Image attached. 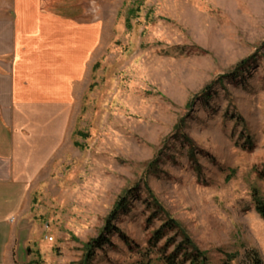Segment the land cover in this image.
<instances>
[{
  "label": "rangeland",
  "instance_id": "obj_1",
  "mask_svg": "<svg viewBox=\"0 0 264 264\" xmlns=\"http://www.w3.org/2000/svg\"><path fill=\"white\" fill-rule=\"evenodd\" d=\"M44 2L84 24L79 57L95 45L32 195L30 263L135 264L171 220L207 264H264V0Z\"/></svg>",
  "mask_w": 264,
  "mask_h": 264
},
{
  "label": "crops",
  "instance_id": "obj_2",
  "mask_svg": "<svg viewBox=\"0 0 264 264\" xmlns=\"http://www.w3.org/2000/svg\"><path fill=\"white\" fill-rule=\"evenodd\" d=\"M83 25L44 0H0V264L30 263L32 195L69 139L77 83L95 45L77 54Z\"/></svg>",
  "mask_w": 264,
  "mask_h": 264
},
{
  "label": "trees",
  "instance_id": "obj_3",
  "mask_svg": "<svg viewBox=\"0 0 264 264\" xmlns=\"http://www.w3.org/2000/svg\"><path fill=\"white\" fill-rule=\"evenodd\" d=\"M263 175H264V170H263ZM253 200L256 211L264 220V199L261 196H259L258 192H255L253 196ZM122 207H124V203ZM117 216L118 213L116 212L111 218L112 219L111 223H108L106 227V230H108V234H110L109 232L111 231V229H113L114 226L112 225V223L115 221ZM176 229L177 226L171 220L167 221L163 226H161V228H159L155 232L153 237L150 239L147 249L143 252L144 259L135 264H153L151 254L157 249L159 242H161L164 239L166 240V243L164 247L161 249L162 250L161 260H163L165 264H187V263L207 264V260L204 259V256L200 255L199 251L193 253V251L190 252L188 250V247L192 246V243L188 239H184V242H181L178 245H176L177 244V242L175 241L176 239H174L173 237L168 238V234H170ZM103 238L104 237H101L95 242H92L90 244V248H93L95 250L103 249L105 245L110 243L109 239L104 240ZM124 239L126 238L124 237ZM170 246H174L175 249L168 255L167 251ZM254 260L256 264H262L259 259V256H256ZM29 264H33V263L31 262Z\"/></svg>",
  "mask_w": 264,
  "mask_h": 264
}]
</instances>
